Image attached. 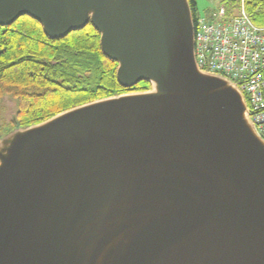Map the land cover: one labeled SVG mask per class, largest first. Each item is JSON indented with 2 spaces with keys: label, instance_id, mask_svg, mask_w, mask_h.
I'll list each match as a JSON object with an SVG mask.
<instances>
[{
  "label": "water",
  "instance_id": "water-1",
  "mask_svg": "<svg viewBox=\"0 0 264 264\" xmlns=\"http://www.w3.org/2000/svg\"><path fill=\"white\" fill-rule=\"evenodd\" d=\"M60 40L90 23L128 93L0 139V264H264V140L200 71L189 0H0Z\"/></svg>",
  "mask_w": 264,
  "mask_h": 264
},
{
  "label": "trees",
  "instance_id": "trees-1",
  "mask_svg": "<svg viewBox=\"0 0 264 264\" xmlns=\"http://www.w3.org/2000/svg\"><path fill=\"white\" fill-rule=\"evenodd\" d=\"M189 3L195 21L197 2ZM223 4L236 14L241 0ZM244 5L253 23L264 27V0H244ZM117 71L91 23L60 40L47 37L42 25L28 16L0 26V139L94 101L151 90L147 82L123 87ZM12 104L14 110L8 107Z\"/></svg>",
  "mask_w": 264,
  "mask_h": 264
},
{
  "label": "built area",
  "instance_id": "built-area-1",
  "mask_svg": "<svg viewBox=\"0 0 264 264\" xmlns=\"http://www.w3.org/2000/svg\"><path fill=\"white\" fill-rule=\"evenodd\" d=\"M194 26L198 69L232 80L264 140V27L253 23L244 0L238 13L222 5L211 17L198 16Z\"/></svg>",
  "mask_w": 264,
  "mask_h": 264
},
{
  "label": "rangeland",
  "instance_id": "rangeland-1",
  "mask_svg": "<svg viewBox=\"0 0 264 264\" xmlns=\"http://www.w3.org/2000/svg\"><path fill=\"white\" fill-rule=\"evenodd\" d=\"M233 1V0H228ZM197 2V16L211 17L213 12L217 11L220 6L224 5V0H196ZM9 109L14 110V105H8ZM8 111V109H7Z\"/></svg>",
  "mask_w": 264,
  "mask_h": 264
},
{
  "label": "bare ground",
  "instance_id": "bare-ground-1",
  "mask_svg": "<svg viewBox=\"0 0 264 264\" xmlns=\"http://www.w3.org/2000/svg\"><path fill=\"white\" fill-rule=\"evenodd\" d=\"M195 58H196V55H195ZM197 64V63H196ZM217 76V75H216Z\"/></svg>",
  "mask_w": 264,
  "mask_h": 264
}]
</instances>
